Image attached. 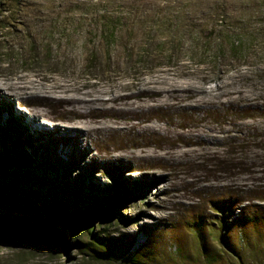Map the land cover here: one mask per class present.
Returning a JSON list of instances; mask_svg holds the SVG:
<instances>
[{
    "label": "rangeland",
    "instance_id": "374dc122",
    "mask_svg": "<svg viewBox=\"0 0 264 264\" xmlns=\"http://www.w3.org/2000/svg\"><path fill=\"white\" fill-rule=\"evenodd\" d=\"M58 81L134 98L85 136L56 118L78 96ZM9 108L21 123L49 113L25 150L57 166L51 191L120 179L132 193L68 244L0 233V264H264V149L241 147L264 140V0H0L4 124ZM233 196L243 204L225 223L210 202ZM116 247L128 254L105 259Z\"/></svg>",
    "mask_w": 264,
    "mask_h": 264
},
{
    "label": "trees",
    "instance_id": "16d2710c",
    "mask_svg": "<svg viewBox=\"0 0 264 264\" xmlns=\"http://www.w3.org/2000/svg\"><path fill=\"white\" fill-rule=\"evenodd\" d=\"M231 52L237 53L238 48L232 45ZM9 112L10 120L4 124L0 111V233L37 236L52 243L68 244L67 230L74 235L91 232L98 221L113 215L128 200L132 188L120 179L115 180V191L82 189L77 180L67 182L61 190L51 191L59 187L52 174L57 166L49 159L42 161V165L35 163L34 153L25 150L29 141L26 129L12 108ZM234 116H238L237 113ZM241 141L243 150L264 149V140L259 138L245 136ZM261 160L264 161V157ZM234 161L237 162L235 169L252 170V160L243 164L239 163L240 159ZM11 166L18 168L10 170ZM143 185L140 183L138 187ZM94 191L97 194L93 195ZM262 195L264 197V192ZM38 197L45 199L39 200ZM210 204L226 223L243 201L233 196ZM92 236L97 245L108 246L98 234ZM127 254L123 248H110L104 258L123 259Z\"/></svg>",
    "mask_w": 264,
    "mask_h": 264
},
{
    "label": "bare ground",
    "instance_id": "6f19581e",
    "mask_svg": "<svg viewBox=\"0 0 264 264\" xmlns=\"http://www.w3.org/2000/svg\"><path fill=\"white\" fill-rule=\"evenodd\" d=\"M89 87L96 88L97 86L87 84L85 85L84 89H81L75 86H68L65 83L63 84L62 82L58 81L55 83V86L52 87L54 90L62 91L65 94H69L73 92H76L78 94V96L68 97L67 99L64 100L65 104L73 106L72 110L65 111L62 114H59L58 116H56V118H64L65 120H68L72 123L71 127L69 126V129H68L69 132H79L86 136L92 132L103 130L104 128L94 127L93 124H98L99 120L106 118L108 114H111L109 113L110 111L113 112L112 116L114 114L116 117L120 115V111H122L116 105L111 106L110 108H106V106L109 104H118L122 100L129 101L132 98H134V95H124L123 96L120 93H117L115 90L84 92V90ZM27 88H28L27 84H24L19 87V89H27ZM5 90L14 91V86H8ZM145 95H147V91H142L141 93L135 96L139 101H141ZM10 97L20 99L19 94L15 92L11 94ZM86 108H89L90 111L89 112L81 111V109H86ZM92 114H95V116H94V119L90 121V119H92L90 116H93ZM25 115H26L25 121L21 123L22 124L21 126H23V128H25L26 131L28 130V132L30 130L42 131L39 127L40 125H38L39 118L45 117V118L50 119L49 113L45 111H35L32 114L26 113ZM53 119L54 117L51 120Z\"/></svg>",
    "mask_w": 264,
    "mask_h": 264
}]
</instances>
